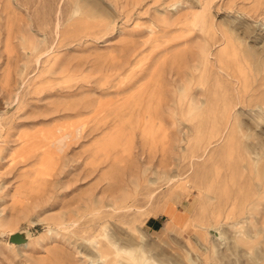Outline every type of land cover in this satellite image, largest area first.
Instances as JSON below:
<instances>
[{
  "label": "rangeland",
  "instance_id": "1",
  "mask_svg": "<svg viewBox=\"0 0 264 264\" xmlns=\"http://www.w3.org/2000/svg\"><path fill=\"white\" fill-rule=\"evenodd\" d=\"M0 264H264V0H0Z\"/></svg>",
  "mask_w": 264,
  "mask_h": 264
},
{
  "label": "crops",
  "instance_id": "2",
  "mask_svg": "<svg viewBox=\"0 0 264 264\" xmlns=\"http://www.w3.org/2000/svg\"><path fill=\"white\" fill-rule=\"evenodd\" d=\"M180 211H183V210H181V209H179ZM167 217V220H166V222L168 221V219H169V216L167 215V214H165V212L163 211L160 215H158L157 217H154V222H157V224H156V226H157V228H159V227H161V225H162V223L164 224V226H165V224H166V222L164 223L163 221L161 222V221H159V218L162 220L164 217Z\"/></svg>",
  "mask_w": 264,
  "mask_h": 264
},
{
  "label": "bare ground",
  "instance_id": "3",
  "mask_svg": "<svg viewBox=\"0 0 264 264\" xmlns=\"http://www.w3.org/2000/svg\"><path fill=\"white\" fill-rule=\"evenodd\" d=\"M62 137H65V136H62ZM14 233V232H13Z\"/></svg>",
  "mask_w": 264,
  "mask_h": 264
}]
</instances>
